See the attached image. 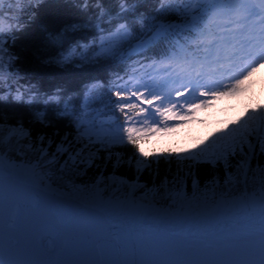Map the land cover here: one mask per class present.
Here are the masks:
<instances>
[{"label":"snow or ice","instance_id":"1","mask_svg":"<svg viewBox=\"0 0 264 264\" xmlns=\"http://www.w3.org/2000/svg\"><path fill=\"white\" fill-rule=\"evenodd\" d=\"M262 69L264 0H0V264H264V103L143 144Z\"/></svg>","mask_w":264,"mask_h":264},{"label":"rangeland","instance_id":"2","mask_svg":"<svg viewBox=\"0 0 264 264\" xmlns=\"http://www.w3.org/2000/svg\"><path fill=\"white\" fill-rule=\"evenodd\" d=\"M250 84H252V83H250ZM250 92H251L250 95L243 94V98L237 100L238 102H240L242 104V107L246 108L245 111L251 110L253 108H258L259 105L262 104V102L264 101V78L262 81L256 83L254 86H252ZM198 125H200V123L195 122V123H191L190 125H187V126H181V127L176 128L172 131H175V130H178L181 128H186L187 134L191 136V135H193L192 132L195 130V128ZM164 132H161V133H164ZM195 134H197V132H195ZM170 135H172V134H168L167 136H170ZM160 136L161 137H160L159 141H161V142H159L158 144L156 143L157 146H155L157 148V150L161 149V148H159L160 145H163L166 143V141H163L164 138H167V137H165L166 135L160 134ZM169 146H171V145H167V147H169ZM162 148H165V147H162Z\"/></svg>","mask_w":264,"mask_h":264},{"label":"trees","instance_id":"3","mask_svg":"<svg viewBox=\"0 0 264 264\" xmlns=\"http://www.w3.org/2000/svg\"><path fill=\"white\" fill-rule=\"evenodd\" d=\"M49 23H50V25H52V26H55V24L58 23V15H57V13L54 12V13L52 14V17L50 18ZM41 71H43V70H41ZM223 127H224V126H223ZM223 127H220V128H223ZM217 128H219V127L212 128L210 132H212L214 129H217ZM210 132H206V133L204 134V136H206V135H207L208 133H210ZM188 140H189V141H187L186 146H185V147H181L180 149H185V148L189 147L192 143H196V142H198V141L193 140V139H188ZM180 149H179V150H180ZM167 150H171V149H167ZM167 150H163V151H167ZM175 150H177V149H175ZM144 151H146V148H145V147H144ZM149 151H157V150L155 149V146H152V149L149 150Z\"/></svg>","mask_w":264,"mask_h":264},{"label":"bare ground","instance_id":"4","mask_svg":"<svg viewBox=\"0 0 264 264\" xmlns=\"http://www.w3.org/2000/svg\"><path fill=\"white\" fill-rule=\"evenodd\" d=\"M241 105L240 102H235L233 104L230 105L229 107V113L232 114V115H235L237 114V107H239Z\"/></svg>","mask_w":264,"mask_h":264}]
</instances>
